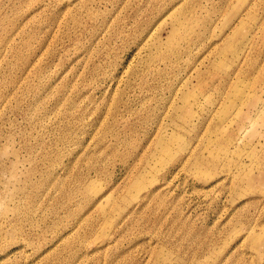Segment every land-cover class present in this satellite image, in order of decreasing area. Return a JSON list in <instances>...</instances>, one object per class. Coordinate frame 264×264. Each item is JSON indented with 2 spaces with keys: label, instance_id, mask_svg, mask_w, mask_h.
I'll list each match as a JSON object with an SVG mask.
<instances>
[{
  "label": "rangeland",
  "instance_id": "obj_1",
  "mask_svg": "<svg viewBox=\"0 0 264 264\" xmlns=\"http://www.w3.org/2000/svg\"><path fill=\"white\" fill-rule=\"evenodd\" d=\"M0 264H264V0H0Z\"/></svg>",
  "mask_w": 264,
  "mask_h": 264
}]
</instances>
